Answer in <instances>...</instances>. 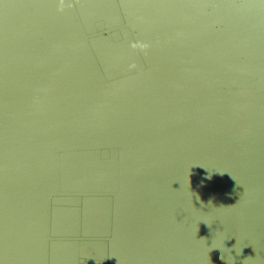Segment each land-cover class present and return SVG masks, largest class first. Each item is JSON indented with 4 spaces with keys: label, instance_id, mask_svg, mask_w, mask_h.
Instances as JSON below:
<instances>
[{
    "label": "water",
    "instance_id": "95a60500",
    "mask_svg": "<svg viewBox=\"0 0 264 264\" xmlns=\"http://www.w3.org/2000/svg\"><path fill=\"white\" fill-rule=\"evenodd\" d=\"M0 264H264V0H0Z\"/></svg>",
    "mask_w": 264,
    "mask_h": 264
}]
</instances>
